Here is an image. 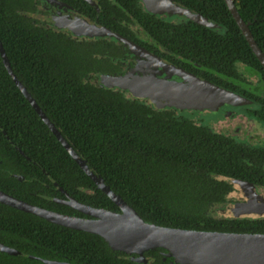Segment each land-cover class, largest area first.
Segmentation results:
<instances>
[{
	"label": "trees",
	"instance_id": "obj_1",
	"mask_svg": "<svg viewBox=\"0 0 264 264\" xmlns=\"http://www.w3.org/2000/svg\"><path fill=\"white\" fill-rule=\"evenodd\" d=\"M234 1L264 51V0ZM218 2L223 13L210 17L225 27L222 33L204 26L192 28V36L180 27H159L152 33L178 54L199 58L196 64L176 65L254 100L245 107L264 124V67L225 1ZM38 11V0H0V41L17 78L92 171L147 222L264 233V218H221L212 213L214 206L227 201L233 180L264 186V145L219 132L194 120L188 111L159 109L146 99L97 84L96 73L121 71L124 46L108 39L72 38L46 27L34 16ZM235 61L257 75L259 84L247 81ZM59 187L84 204L120 211L35 111L0 53V189L50 210L85 216L54 200L64 197ZM0 242L20 252L0 251V264H45L31 256L76 264L173 262L163 248L146 251L148 263L131 260L98 234L1 202Z\"/></svg>",
	"mask_w": 264,
	"mask_h": 264
},
{
	"label": "water",
	"instance_id": "obj_2",
	"mask_svg": "<svg viewBox=\"0 0 264 264\" xmlns=\"http://www.w3.org/2000/svg\"><path fill=\"white\" fill-rule=\"evenodd\" d=\"M225 2L250 47L264 67V51L254 39L249 27L250 23L241 17L234 0H225ZM146 3L150 10L154 11L152 1L146 0ZM176 10L181 14H186L190 20L197 23L209 27L216 26L215 23L210 22L201 14H194L181 8ZM54 22L62 27L60 17H54ZM78 24V20L70 21L69 26L77 32ZM88 34L115 36L140 58L135 70L142 74L126 73L104 76L102 78L103 86L117 87L129 91L135 97L149 98L159 109L170 105L177 109L218 110L223 105L237 107L254 103V100L231 89L221 87L181 67L162 61L160 57L152 54L143 46L109 29L92 26L88 27ZM0 53L8 72L35 111L72 158L95 182L97 187L118 206L120 211L93 207L68 195V200L59 201L89 217L71 215L32 204L0 189L1 203L37 215L58 225L98 234L109 243L112 249L127 254H136L137 257L134 258L136 261H143L146 251L163 248L166 250L165 256L173 258L171 264H264V233L183 229L145 221L133 207L105 183L101 176L89 168L87 162L76 152L45 114L13 72L1 41ZM158 68H162L164 72H160ZM173 76H178L181 79H174ZM232 182L248 192V201L240 204L235 215L264 217V198L257 194L255 186L243 180H233ZM0 251L11 255L20 253L16 248L2 242H0ZM31 257L40 259L45 264H71L36 256Z\"/></svg>",
	"mask_w": 264,
	"mask_h": 264
},
{
	"label": "flooded vegetation",
	"instance_id": "obj_3",
	"mask_svg": "<svg viewBox=\"0 0 264 264\" xmlns=\"http://www.w3.org/2000/svg\"><path fill=\"white\" fill-rule=\"evenodd\" d=\"M38 1H39V11L36 14H42L43 17L47 18V21L45 22L40 18L45 23L46 27L63 31L69 34L72 38L78 39L80 41L94 40V39H108L110 41L113 40L116 43L122 44L124 46V49H126V51L124 53V56L121 58L122 66H121V71L119 73H113V74H111V72L96 73L94 75L93 79L94 80L98 79L101 86H103L102 78L104 76L126 74L127 71L133 69L137 65V63L140 62V58L137 55H135L124 42L117 39L115 36L90 35L88 34V27L96 26L98 28L109 29L143 46L144 48L149 50V52H151L152 54H155L158 57H160L162 61L181 67L188 72L191 71L185 69L181 65H176V64H191V63L196 64L199 63V58L196 59L195 57H190L188 55H184L181 53L178 54V51L169 48L162 41V39L158 38L155 34L152 33V31L159 27H161L160 29H167L168 31H172V30L174 31L176 27H180L183 28L185 31L191 32L190 36H192L193 34L192 28H195L196 26L199 28L201 26L207 27L209 29L216 31V33H222L225 30V27L221 23L212 20L210 17V16L218 17L219 13H223V9H221L218 0H151L153 3L152 6L154 11L150 10V8L146 3V0H38ZM177 8L189 10L194 14H201L205 16L210 22L215 23L216 26L209 27L197 23L193 20H190L186 16V14H181L177 12L176 10ZM57 16L61 18L62 27H59L54 22V17ZM75 20L79 21V24L77 26V32L73 31V29L69 26L70 21H75ZM189 21H192L197 25L190 24L188 23ZM186 33L187 32H185L184 34ZM128 61L130 65L127 66V69L125 70L124 63ZM235 62L238 63L239 68L241 65H244L240 61H235ZM158 69L162 70V68H158ZM172 78L177 80L181 79L178 76H173ZM112 89H120V88L115 87ZM127 92L130 93L129 91ZM223 106H226L228 110L229 109L233 110L232 108L233 106H229V105H223ZM179 110L190 111L191 109H179ZM192 111H196V110H192ZM237 139L240 140L239 138ZM240 141L245 142L242 139ZM253 185L255 186V191L257 192V194H259V191L261 189L264 190V186L255 185V184ZM241 189L237 190L234 184L233 191L229 193L227 197V201L221 205L227 204L230 201V195H232L234 192L238 196V198L236 199L237 207H239L240 204L248 201L247 190L244 189L245 192H243L241 191ZM59 190L61 194L64 195V197L61 198L55 197L54 200L59 203H63L59 200L66 201L68 200V195L69 196L71 195L67 191H65L62 187H59ZM85 192L88 193L93 192V188L91 189L86 188ZM84 215L85 216L82 217H89L86 214ZM221 218L260 219L264 217L244 216V217H221ZM128 257L131 260H134V258L137 256H134L133 254H129ZM51 260L76 264L67 259L64 260L51 259ZM149 260H151V257H146L144 254L143 261H137V262L148 263ZM164 260H166V258H164Z\"/></svg>",
	"mask_w": 264,
	"mask_h": 264
},
{
	"label": "rangeland",
	"instance_id": "obj_4",
	"mask_svg": "<svg viewBox=\"0 0 264 264\" xmlns=\"http://www.w3.org/2000/svg\"><path fill=\"white\" fill-rule=\"evenodd\" d=\"M36 18H41L44 22L47 21V18L43 17L42 14H36ZM138 64V63H137ZM129 61L124 63V69H127L129 66ZM137 66V65H136ZM136 66L127 71L128 73L140 74L139 71H136ZM241 71H244V78L247 81L252 82L253 85L259 84L258 76L255 74H250L247 71V68L244 65L240 66ZM159 70V69H158ZM160 72H164L163 70H159ZM94 82L101 85L99 80L95 79ZM127 93V90H123ZM128 95V94H127ZM148 100L153 106L157 107L154 103L150 101L149 98H143ZM167 107H170L168 105ZM173 107V106H172ZM239 107H232L233 110H228L226 106H221L218 110H196V111H188L190 116L198 121L203 123H208L211 127L219 132H224L227 134H231L242 139L246 143L250 145H264V124L261 123L258 119L253 117L249 112L248 108L243 106L242 108ZM176 108V107H174ZM177 109V108H176ZM237 190L241 189L238 185H235ZM241 191L245 192L244 189ZM240 195V194H239ZM259 195L264 198V190L259 191ZM238 196L234 192L230 195V201L227 204L216 206L212 208V213L214 216L217 217H243V216H236L235 211H238V207L236 205V199Z\"/></svg>",
	"mask_w": 264,
	"mask_h": 264
}]
</instances>
